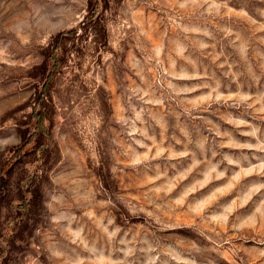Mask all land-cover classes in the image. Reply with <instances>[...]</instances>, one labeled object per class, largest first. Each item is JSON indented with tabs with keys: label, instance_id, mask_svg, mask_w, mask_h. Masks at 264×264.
Returning <instances> with one entry per match:
<instances>
[{
	"label": "rangeland",
	"instance_id": "1",
	"mask_svg": "<svg viewBox=\"0 0 264 264\" xmlns=\"http://www.w3.org/2000/svg\"><path fill=\"white\" fill-rule=\"evenodd\" d=\"M90 8L0 0V264H264V0Z\"/></svg>",
	"mask_w": 264,
	"mask_h": 264
},
{
	"label": "trees",
	"instance_id": "2",
	"mask_svg": "<svg viewBox=\"0 0 264 264\" xmlns=\"http://www.w3.org/2000/svg\"><path fill=\"white\" fill-rule=\"evenodd\" d=\"M98 4H99V0H89V5L91 6V8L85 15V19L87 18V21L89 23H91V22L96 23L98 19L100 20V18H99L100 14H99V12H97ZM76 32L77 31L75 28L68 29V30H62V31L58 32L57 35L55 36V42H59L58 40H61L64 37L74 36ZM55 48H61V46L59 44H55ZM61 50H63V49L61 48ZM51 55H52V58H54L52 67L55 68L56 64H57V62L55 61V58L57 59V53L55 54V51H51L49 56H51ZM60 59L62 60L61 56H60ZM45 61H46V59H45ZM45 64H46V62H44L41 66L42 77L46 79V81L43 84V87H46L47 81L49 80L50 76L52 75V73L54 71L51 69L47 70ZM34 117H36L34 129L30 134H28V136L23 137V142L20 144L19 148L24 147L26 144H28L34 138V146H33V150H31L32 151L31 153L37 154L36 152L38 149L39 150H40V148L46 149L48 146V144L46 142L39 140L38 132H40L41 134H47L48 135V131L44 126V119H45L44 114L41 111H38L34 114ZM17 152H18V150H17ZM17 152H16V154H17ZM18 155L24 157L25 152L24 153L18 152ZM0 169H1L0 172L2 175L3 174V167H1ZM9 185H10L9 180L5 176H3L2 182H1V193H2V190L5 187H8ZM3 197L4 196L1 195V198H3ZM23 202H19L16 205V208L20 209V207H22V205H24V204L27 205L25 202L24 203ZM25 208H26V206H25Z\"/></svg>",
	"mask_w": 264,
	"mask_h": 264
}]
</instances>
